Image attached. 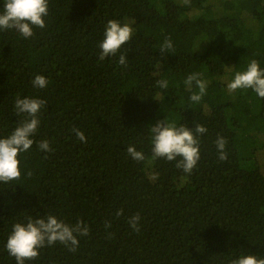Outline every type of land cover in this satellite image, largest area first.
Wrapping results in <instances>:
<instances>
[{"label": "trees", "instance_id": "1", "mask_svg": "<svg viewBox=\"0 0 264 264\" xmlns=\"http://www.w3.org/2000/svg\"><path fill=\"white\" fill-rule=\"evenodd\" d=\"M48 5L45 28L34 27L31 38L0 30V139L25 118L15 114L17 97L47 102L31 149L18 157L20 179L0 182V264H16L6 250L13 225L49 214L71 225L82 221L90 234L78 237L75 252L57 242L25 264L264 258V99L251 89L227 88L252 59L264 69V0ZM109 20L130 24L133 35L116 57L100 61ZM167 38L174 51L162 54ZM121 54L126 67L118 64ZM192 73L207 83L199 103L190 100L199 89L185 84ZM36 75L46 78V88L33 87ZM164 120L207 129L198 137L200 159L190 175L177 161L152 159L150 128ZM219 137L227 140L226 161L218 159ZM41 140L51 152L38 148ZM130 146L145 159H132ZM136 214L139 232L128 223Z\"/></svg>", "mask_w": 264, "mask_h": 264}, {"label": "clouds", "instance_id": "2", "mask_svg": "<svg viewBox=\"0 0 264 264\" xmlns=\"http://www.w3.org/2000/svg\"><path fill=\"white\" fill-rule=\"evenodd\" d=\"M185 5L190 0H183ZM48 0H4L2 11H0V30H15L23 38L28 39L34 35L33 28H45L44 17L48 16ZM133 35V28L130 24L121 23L117 20H109L105 26L104 39L99 44L101 49L99 60L106 57H116L122 45L129 42ZM161 53L174 51L170 38L165 39L160 48ZM118 64L127 66L125 55L119 56ZM202 74L192 73L188 75L185 84L191 88L193 84L199 89L198 93H193L190 100L199 103L206 95L207 83L201 79ZM34 88L43 89L47 87L48 81L42 75H36L31 81ZM157 84L162 89H167V80H159ZM230 93L237 90H253L258 97L264 99V69H261L257 60L252 59L246 71L237 72L235 78L228 83ZM46 101L35 98L17 97L15 100L16 116L25 118L19 123L14 131L6 138L0 139V182L9 183L19 180L21 177L20 160L21 153L28 152L40 125L39 115L45 108ZM72 131L81 142H86L83 132L73 128ZM207 129L202 125H195L194 129L187 126H177L168 123L166 120L158 121L154 127L150 128L152 159L164 158L167 161H177L176 167L182 169L184 173L190 175L200 159L199 136L205 134ZM216 148L219 152L218 159L227 160L225 147L227 140L219 137L216 140ZM38 148L43 152H51L49 142L41 140ZM127 154L136 161L145 159L142 152L136 150L134 146L126 149ZM179 158V159H178ZM31 175V173H29ZM123 215V210L117 211L116 216ZM140 215L136 214L129 218V226L136 232L139 228ZM111 223L106 222L105 228H110ZM90 234L88 225L82 221H77L74 225L59 220L55 215L33 219L28 216L26 222L15 223L11 234L7 238L6 250L11 257L15 258L16 264H25L26 261H34L38 258L40 249L51 247L57 242L75 252L79 245L78 237H86ZM232 264H264V258H257L254 255L241 256L233 260Z\"/></svg>", "mask_w": 264, "mask_h": 264}]
</instances>
